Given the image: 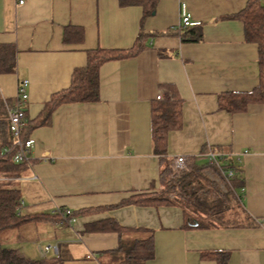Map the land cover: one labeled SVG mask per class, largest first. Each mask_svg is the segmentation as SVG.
<instances>
[{
	"label": "crops",
	"instance_id": "0c3cea01",
	"mask_svg": "<svg viewBox=\"0 0 264 264\" xmlns=\"http://www.w3.org/2000/svg\"><path fill=\"white\" fill-rule=\"evenodd\" d=\"M181 2L191 19L201 22L194 26L202 34L198 41L181 39L192 28H178ZM247 2L157 0L154 12L141 20V5L119 0H25L22 5L0 0V45L16 51L15 70L0 72L4 128L21 84L27 121L53 93L69 86L73 69L86 64L87 50L129 48L141 30L146 45L136 56L100 67L98 101L61 104L49 125L29 132L34 139L29 163L20 165L17 176L0 174V185L20 189L21 214L64 212L61 220L15 229L2 244L29 259L110 264L119 256V239L148 236L143 230L121 238L85 231L86 224L112 217L126 227L152 229L154 255L146 264H221L225 257L222 264H264V103L228 113L217 102L221 93L250 91L258 84L257 46L245 40L242 22L229 18ZM258 2L264 6V0ZM167 84L182 100V127L168 132L166 156L199 155L203 147L222 153L242 177L234 194L248 215L246 224L204 223L178 203L111 207L160 189L164 162L153 152L150 116L151 103L167 99ZM200 162H206L204 153ZM96 207L65 218L67 210ZM185 213L201 226H184Z\"/></svg>",
	"mask_w": 264,
	"mask_h": 264
},
{
	"label": "trees",
	"instance_id": "16d2710c",
	"mask_svg": "<svg viewBox=\"0 0 264 264\" xmlns=\"http://www.w3.org/2000/svg\"><path fill=\"white\" fill-rule=\"evenodd\" d=\"M157 0H119L120 5L136 3L142 6L143 15L141 20L152 14L155 10ZM229 18H236L243 24L244 38L247 42L255 43L258 53L259 79L258 84L250 91L225 92L218 96V108L228 113L243 112L251 103H264V6L258 0H248L246 6ZM186 29V28H185ZM181 31V30H180ZM141 30L137 35L133 45L126 49H102L95 48L86 51V64L73 69L69 86L51 95L39 114L27 120L22 137H29V132L39 126L49 125L53 111L61 104L94 102L99 100L100 88V67L108 61L120 60L136 56L145 47L144 36ZM202 37L199 27L186 29L181 33L183 41L194 42ZM15 48L8 45H0V72H13L15 70ZM169 93L167 99L154 100L151 103V139L153 152L158 155L164 165L160 171V189L155 192H145L131 195L121 199L111 207H122L127 205H142L157 207L160 205H172L178 203L192 213L208 218L211 222L224 227H236L246 224L248 215L238 202L234 194L236 187H242L243 180L240 172L230 160H223V169L233 171V177L222 180L226 190L223 192L216 181L209 179L204 170L212 168L214 172L221 176L220 169L213 163L200 160L206 147L201 149V154L185 158L183 166H175L176 159L168 158L167 136L171 130L182 127V100L176 93L175 88L170 85H163ZM0 174L17 176L21 164L12 161L14 148L7 154H2V147L10 145V135L8 131V121L6 127L0 125ZM21 191L19 188L9 185H0V264H65L60 257L29 259L20 256L14 249L3 246L2 234L6 230H15L30 222L58 221L61 214H21ZM234 201V202H233ZM100 207L86 208L70 211L65 218L70 219L77 215H82L91 211H96ZM185 213L184 226H201L200 223ZM147 231L148 236L141 239H134L131 242L122 240L124 232ZM87 232H115L118 234L119 243L115 252L119 256L114 263L110 264H146L154 255V244L152 229L144 227H126L121 225L115 218H107L94 221L85 225ZM224 254V252H222ZM223 258L221 264L226 261Z\"/></svg>",
	"mask_w": 264,
	"mask_h": 264
},
{
	"label": "built area",
	"instance_id": "2783aa9c",
	"mask_svg": "<svg viewBox=\"0 0 264 264\" xmlns=\"http://www.w3.org/2000/svg\"><path fill=\"white\" fill-rule=\"evenodd\" d=\"M17 5H22L25 3V0H15ZM201 24L198 20H193L190 17V14L187 10V6L184 2L180 3L179 7V23L178 28L194 27ZM25 83L19 86V90L16 96V102L14 105L7 107V121H8V131L10 135V145L4 146L1 150L2 154H7L10 152L11 148H14L15 151L12 155V161L16 164L19 163H29V158L27 153L34 145V139L28 137L23 139L22 130L26 123L25 120V111L22 106V102L27 99V95L24 92L23 88ZM159 98L163 97L159 95ZM204 157L207 162L215 164L221 172V175L224 179H230L233 177V171L230 169H223V160L225 159L224 155L217 150L209 148L205 153ZM185 161L184 156H178L176 158L175 166L181 168ZM70 211H66V214H69Z\"/></svg>",
	"mask_w": 264,
	"mask_h": 264
},
{
	"label": "rangeland",
	"instance_id": "374dc122",
	"mask_svg": "<svg viewBox=\"0 0 264 264\" xmlns=\"http://www.w3.org/2000/svg\"><path fill=\"white\" fill-rule=\"evenodd\" d=\"M208 170V171H207ZM205 171H207V172H205ZM204 173H205V175L209 178V179H211V180H213V181H216L217 183H218V185H219V188L221 189V191H225L226 190V186H225V183H224V181L222 180V175L221 176H219V175H217L215 172H214V170L212 169V168H207V169H205L204 170ZM221 174V173H220ZM234 202V201H233ZM189 213H192L191 211H189V210H187ZM193 215H194V217H197V216H199V217H202V216H200V215H198V214H195V213H192ZM203 219L204 220H202V221H204V223H206V222H209L210 220L208 219V218H204L203 217ZM14 233H15V230H6V231H4L3 232V234H2V239H3V237L4 236H9V235H14ZM25 242V241H24ZM3 246H7L6 244H4L3 243ZM54 251V250H53ZM55 252V251H54Z\"/></svg>",
	"mask_w": 264,
	"mask_h": 264
}]
</instances>
